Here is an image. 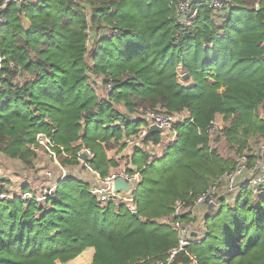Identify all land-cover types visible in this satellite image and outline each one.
I'll list each match as a JSON object with an SVG mask.
<instances>
[{
	"label": "trees",
	"instance_id": "16d2710c",
	"mask_svg": "<svg viewBox=\"0 0 264 264\" xmlns=\"http://www.w3.org/2000/svg\"><path fill=\"white\" fill-rule=\"evenodd\" d=\"M183 1L196 11L184 23L172 0H30L2 13L0 155L30 165L43 133L62 164L88 150L85 164L104 178L117 167L107 152L146 126L135 112L184 119L161 157L132 152L137 217L69 176L42 201L1 200L0 264H66L88 248L91 264H165L178 245L175 203L192 204L234 164L211 146L209 123L222 118L221 137L239 155L264 139V0H230L222 12ZM160 143L149 132L142 144ZM238 191L230 203L220 196L169 264H264V187Z\"/></svg>",
	"mask_w": 264,
	"mask_h": 264
},
{
	"label": "built area",
	"instance_id": "2783aa9c",
	"mask_svg": "<svg viewBox=\"0 0 264 264\" xmlns=\"http://www.w3.org/2000/svg\"><path fill=\"white\" fill-rule=\"evenodd\" d=\"M29 1L30 0H0V13L2 14L11 7H20ZM172 2L178 8L182 23L186 22L188 17H194L196 15V11L192 10L189 2L183 0H172ZM208 6L214 12H222L227 8H230L232 4L230 0H209ZM1 14L0 24H4L6 21L3 17V14L2 16ZM142 113L143 116L140 119L144 121L146 126L135 137H130L129 139L125 140L126 145L135 144L137 147H140L141 142H143V140L146 138L147 134L150 132V127L152 126H155L161 130L160 135H162V137H165V139L167 140L165 142L167 146L175 140L176 133L173 129V125L177 121H182L184 119V116L169 115L160 110H145ZM261 121L264 124V112H262ZM224 125L225 124L222 119L220 120L218 118H215L207 126L206 133L210 137H212L220 133L223 130ZM259 144L261 145H258L260 146V149L259 152L256 153V161H253L251 165L248 166V161L250 159L242 155L232 165L231 170L227 172L220 180H218L217 184L209 187L203 194L199 195L192 204L186 205L184 202L175 203L171 224L178 235V245L176 248L170 250L168 257L165 260V264L171 263L173 258L180 252L184 251L189 242L193 238H195L194 236H196V231L192 228L193 224H182L178 221H173L175 217L182 215V213L184 212L192 214L194 216L196 209L201 206H219L218 201L216 202V196L222 184L225 188L226 195L231 198L236 196V192L239 190V187L242 184L247 185L254 190H256L260 186L264 187V139H262ZM38 147L51 148L52 150H54L55 148L50 139L43 133H38L36 135L35 142L31 145V150L35 153ZM83 155H85L86 158L91 157L92 155L88 150H83L78 155V160L93 175L96 184L90 190V192L96 197L97 201L102 205H105L109 202H113L114 204L115 202H117V204L125 205L130 212H136L133 202V193L136 190V186L141 181L140 174L136 172L132 167L130 168L132 172H128L127 169H122L117 173H110L108 176L101 178L96 171L91 169L89 166H87V164H85V162L82 161L81 156ZM245 173H250L253 176L247 181L241 182V179ZM47 175H49V173ZM63 178L64 177H59L56 179V181ZM118 178L122 179L130 186L129 192H114V181ZM53 190L54 189L46 188L43 195H41V197L38 199L35 198V200L42 201L43 199H45V196L51 195ZM25 195L26 194H24V197L22 198L25 199ZM6 198L7 197H5L2 192H0V201Z\"/></svg>",
	"mask_w": 264,
	"mask_h": 264
},
{
	"label": "rangeland",
	"instance_id": "374dc122",
	"mask_svg": "<svg viewBox=\"0 0 264 264\" xmlns=\"http://www.w3.org/2000/svg\"><path fill=\"white\" fill-rule=\"evenodd\" d=\"M143 110L135 112L131 117L134 120L140 119L143 116ZM264 112V107L260 110V115ZM222 119L221 117H216ZM135 137V136H131ZM177 137V134H176ZM161 143L157 146H152L151 144H140V149L148 152L152 156L161 157L167 147L165 137L161 135ZM176 140V138H175ZM174 140V141H175ZM173 141V142H174ZM261 140H253L249 143L247 150L244 151L241 155L237 154L236 151L229 148L224 139L221 137V132L212 136L211 146L216 147L222 156L225 158L228 157L235 163L240 156H246L252 158L248 161V166L256 161V153L259 152V144ZM172 143V142H171ZM137 146L135 144H128L122 150H119V147L109 150L107 152L108 157L116 162L117 167L114 170H111V173H117L122 169H130L132 165L129 163L132 152ZM162 147V148H161ZM160 148V149H159ZM176 149L171 151V155L175 153ZM65 157V155H62ZM151 157V156H150ZM49 173V175H47ZM69 176L77 180L84 181L88 183L90 190L96 184L93 178V175L87 170V168L80 162L77 165L62 164L61 159L51 148L38 147L35 152V157L31 160L30 165H23L17 160L9 159L3 155H0V188H3V195L7 198L16 196H22L25 198H40L41 195L45 192L46 188L55 189L56 179L59 177ZM252 174L245 173L242 177L241 182H245L248 179L252 178ZM60 180V179H58ZM62 180V179H61ZM27 186L29 189L22 192L21 187ZM1 192V189H0ZM226 196V202L234 201V198L226 195L225 188L223 184L220 186L216 196V202L220 196ZM239 194V191L236 192V195ZM117 204V202H115ZM219 204V203H218ZM214 207V206H212ZM217 207V206H216ZM209 208L201 206L196 209L193 216L192 228L195 231H200L203 225V218L206 216L207 210ZM94 252H84L76 259L66 263V264H91L92 257Z\"/></svg>",
	"mask_w": 264,
	"mask_h": 264
},
{
	"label": "water",
	"instance_id": "95a60500",
	"mask_svg": "<svg viewBox=\"0 0 264 264\" xmlns=\"http://www.w3.org/2000/svg\"><path fill=\"white\" fill-rule=\"evenodd\" d=\"M186 78H187V76H183V79H186ZM150 132H156V133H159L160 134L161 133V130L158 129L157 127H155V126H152V127H150ZM147 156L150 157L151 154H147ZM81 159H82L83 162H86V159L87 158H86L85 155H83V156H81ZM138 186H139V183L136 186V189L138 188ZM129 189H130V186L126 182H124L122 179L118 178V179H116L114 181V192L115 193H119L121 191L127 193V192H129ZM208 208L211 209L212 208V205H210ZM133 215L135 217L138 216L136 212H134Z\"/></svg>",
	"mask_w": 264,
	"mask_h": 264
},
{
	"label": "crops",
	"instance_id": "0c3cea01",
	"mask_svg": "<svg viewBox=\"0 0 264 264\" xmlns=\"http://www.w3.org/2000/svg\"><path fill=\"white\" fill-rule=\"evenodd\" d=\"M132 156V155H131ZM115 168H112L111 170H114ZM111 170H110V173H111ZM210 210V209H209ZM86 252H94V250L92 249V248H88L87 250H86Z\"/></svg>",
	"mask_w": 264,
	"mask_h": 264
}]
</instances>
